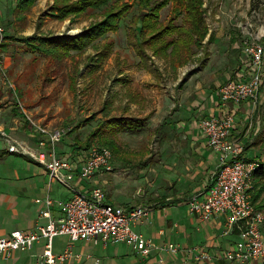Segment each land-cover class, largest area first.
Listing matches in <instances>:
<instances>
[{"label":"rangeland","instance_id":"1","mask_svg":"<svg viewBox=\"0 0 264 264\" xmlns=\"http://www.w3.org/2000/svg\"><path fill=\"white\" fill-rule=\"evenodd\" d=\"M203 1V22L207 31L213 35L212 40L204 39L200 48L193 44L190 52L182 49V56L179 57L181 65L176 71L171 70V58L153 55L148 48H145L146 55L141 57L128 43L132 16L139 11L135 0L116 32L107 33L97 40L95 46L89 45L81 53L71 51L69 56L46 59L39 52L27 47L25 49L22 44L17 43L18 46L12 50L13 55L6 50L0 56V103L11 101L10 97L5 98L7 95L13 96L12 101L16 103L18 95L24 110L19 106L14 107L21 117L12 112H2L0 121L6 122L5 128L10 124L17 127V134L11 137L21 141L32 140L26 136L29 132L34 136L28 118L49 130H65L57 146L63 150L66 145L64 140L74 139L73 150L76 152L69 154L72 159L82 157L81 151L89 138L90 145L98 146H104L103 141L111 140L114 147L108 148L115 164L107 178L111 179L112 174H115L114 192L128 197L131 195L128 191L130 189L134 198L140 196V190L143 194L145 190L150 198L158 195L161 185L153 178L152 168L144 171L145 176L137 177L135 167L138 158L141 162L150 156L154 158L160 153L161 147L164 150L167 148L165 140L160 138L165 129L168 131V127L161 124L166 125L165 120L180 114L181 110L174 109L178 108V104L184 107L185 98L196 96L197 91L214 89L218 93L219 86L226 80L246 77L249 68L244 63L246 56L243 48L247 42H258L264 47V0ZM51 4L52 1L35 20L24 19L18 24L31 27L34 23L36 33L71 36L80 34L90 22L99 20L102 16L89 9L82 17L75 18V22L69 23L68 19L58 20L48 14ZM171 7L172 4H169L160 10V20L163 23L170 16ZM11 18L12 16H0L3 30L10 29ZM3 38L1 35L0 41ZM238 66L241 67L238 73L232 74L234 67ZM261 72L262 85L256 98L246 101L254 108L252 124L249 125L250 121L242 125L240 120L238 122L243 132L250 128V136L256 121L261 128L264 126V56ZM178 83L182 84L180 89L177 87ZM13 87H17L15 92ZM174 104H177L176 107ZM27 107L30 111L37 109L38 112L30 113ZM46 107L50 108L43 110ZM24 115L25 122L22 119ZM126 115L137 118L148 115V118L142 122L138 131H131L124 122H118L112 128L104 126L99 136H91L97 123L103 118ZM88 117L93 119L83 123ZM38 118H42V121ZM0 136L4 138L6 147V137L2 134ZM259 151L264 156V145L259 147ZM62 153L65 151L59 154L63 155ZM122 158L124 161L120 163L117 159ZM97 186L106 193V184ZM263 196L264 192L260 197V202L264 205ZM66 240L68 241L66 236H57L54 238V245H64Z\"/></svg>","mask_w":264,"mask_h":264},{"label":"crops","instance_id":"2","mask_svg":"<svg viewBox=\"0 0 264 264\" xmlns=\"http://www.w3.org/2000/svg\"><path fill=\"white\" fill-rule=\"evenodd\" d=\"M18 1L0 0V16L3 15L7 18L12 16L10 29L3 30L4 38L1 42L4 44V49L0 56L4 52L6 53V50H9L10 55H13L14 51L12 52V50L18 46L17 43L22 44L25 49L28 48L20 41V38L34 32V23L28 27V25L24 26L18 22L24 19L27 21L35 20L52 0H35L34 4L25 11L19 10ZM209 33L205 39L208 38ZM234 46L233 44L232 47ZM181 86L182 84L179 89ZM16 89L17 87H13L14 92ZM6 97H10L11 101L0 103V113L7 111L21 117L14 108L19 106L23 109V103H21L19 96H16V103L12 101L13 96L7 95ZM185 101L184 107H180L178 104V108L174 109L181 110L180 114L165 120L166 125L161 124L168 127V131L166 132L165 129L160 138L165 140L164 145L167 148L164 150L161 147L162 150L160 149V153L154 158L149 155L150 157L142 162L140 158L136 160L137 177L145 176L144 171L152 168L153 178L157 179L161 185L158 195L150 198L144 190L141 197L134 198L132 190L129 189L131 195L122 197L114 192L116 184H114L113 177L115 174H112L111 179L107 178V175L112 172L97 175L90 179L77 178L76 182V185L82 190H87L89 187L97 186V184H106L107 200L114 205L126 208L137 204L152 206V211L148 217L132 224L133 230L151 238L156 246L172 243L177 246L178 250L171 253L166 250L154 249L149 255L140 256L126 243L102 244L100 242L94 243L92 240H78L72 245V252L79 257H69L62 264H239L220 257L222 251L232 249L241 242L239 225H236L229 234L222 235L221 231L225 221L223 215L219 214L207 220H199L188 209L189 199L195 193H203L206 190L213 179L219 162L218 153L207 145L206 139L202 135L199 121L210 115L232 113L235 120L231 138L237 143H242V157L247 160L258 159L263 163L264 156L259 151V147L264 145V126L261 128L256 121L251 136L248 131L250 128H246L243 132L240 128L242 124L247 121H250L249 125L252 124L254 108L248 102L223 104L214 89L197 91L196 96H188ZM176 105L174 104L175 107ZM49 108L46 107L43 110ZM28 111L30 113H33L32 111L38 112L37 109L30 111L29 108ZM22 119L25 122V115ZM38 120L42 121V118H38ZM239 120L241 125L238 124ZM5 123V121H0V132L3 131L10 137L17 134V127L7 124L9 127L5 128ZM26 136L32 140L30 142L24 141L29 146L38 149L37 140L40 136L32 137L30 132ZM3 140L4 138L0 136V236L8 234L14 229H34L38 224L45 222V219L39 217L42 204L36 203L35 198H43L47 195L52 198V214L56 217L59 216V203L70 195L60 184L49 180L45 166L28 156L9 153ZM73 140L65 139V147L61 150L56 146L57 152L60 154L61 151H65L62 154L76 152L73 150L75 144V140ZM117 160L122 163L124 158ZM112 164H115L113 154ZM119 165L121 166L118 163ZM120 168L123 169L122 166ZM262 212L264 213V209ZM54 238L51 249L54 253H61L68 241L66 240L64 245L56 247ZM197 246H203L206 252L212 256L211 259L196 260L195 251L188 252V249ZM42 251L43 242H38L30 250L15 251L8 260L0 257V264H35L37 255ZM244 264L262 263L249 261Z\"/></svg>","mask_w":264,"mask_h":264},{"label":"built area","instance_id":"3","mask_svg":"<svg viewBox=\"0 0 264 264\" xmlns=\"http://www.w3.org/2000/svg\"><path fill=\"white\" fill-rule=\"evenodd\" d=\"M3 28L0 26V39ZM246 77L230 79L218 88L219 100L240 104L253 101L261 87V66L264 56L262 44L254 41L244 45ZM33 135H39L38 149L26 142L16 140L4 132L6 150L9 153L25 155L45 166L50 181H54L70 193L59 203V216H53V200L48 195L35 198L42 204L39 217L45 222L34 229H14L0 236V257L8 260L15 251L30 250L34 244L43 242V251L37 255L35 264H62L69 257H79L72 252V243L78 240H92L94 243H126L140 256L149 255L154 249L175 253L178 248L172 243L156 246L151 238L133 230L132 224L149 216L152 206L137 204L122 207L109 202L101 187L80 189L77 178L90 179L113 171L112 152L106 146L91 144L81 151L80 159H72L69 154L60 155L56 146L65 130H49L38 122L27 119ZM234 115H210L199 121V128L207 145L219 155V162L212 181L203 193H195L188 201V209L199 220H207L215 215L225 217L222 235L229 234L239 225L241 242L234 248L224 250L220 257L239 264L258 261L264 264V233L261 229L264 213L251 203L252 177L260 167L258 159L242 157L243 145L231 138ZM201 196V197H199ZM66 235L68 242L61 253L51 249L52 239ZM195 251L196 260L211 259L203 246L188 249Z\"/></svg>","mask_w":264,"mask_h":264},{"label":"trees","instance_id":"4","mask_svg":"<svg viewBox=\"0 0 264 264\" xmlns=\"http://www.w3.org/2000/svg\"><path fill=\"white\" fill-rule=\"evenodd\" d=\"M35 0H19L17 7L21 11L30 8ZM133 1V0H132ZM130 0H52L48 14L58 20L68 19L69 23L75 22V18L82 17L89 9L101 13L99 20L90 22L82 29L81 33L71 36H50L41 33L20 38V41L32 51L39 52L46 59L62 58L69 56L71 51L83 52L89 45L95 46L97 40L109 32H116L120 21L132 7ZM139 9L138 14L132 16V24L129 25L128 43L138 51L141 57L146 55L145 48L151 50L153 55L171 58V70L181 65L179 57L182 49L190 52L192 45L200 48L208 31L204 26L203 0H135ZM172 4L171 14L166 20H160V10ZM102 9L101 11H98ZM92 14V13H90ZM179 19V22L177 20ZM38 26V25H37ZM37 28V27H36ZM213 35L209 33L207 40H212ZM202 47V46H201ZM4 44L0 41V53ZM241 67H236L233 74L238 73ZM181 83L177 84L179 88ZM262 85V82H261ZM264 106V103H263ZM264 111V108H263ZM148 118L134 116H112L103 118L97 123L96 129L91 136H99L104 126L114 127L118 122H124L131 131H138L142 122ZM92 118H86L83 123ZM85 148L89 147L90 138ZM106 147H114L111 140L103 141ZM251 203L258 209L263 210L264 205L260 202L261 194L264 192V163L256 168L252 177ZM264 199V196H263ZM264 233V219L261 227Z\"/></svg>","mask_w":264,"mask_h":264},{"label":"water","instance_id":"5","mask_svg":"<svg viewBox=\"0 0 264 264\" xmlns=\"http://www.w3.org/2000/svg\"><path fill=\"white\" fill-rule=\"evenodd\" d=\"M142 194H143V192L140 190V192L138 193V195H140V196H141Z\"/></svg>","mask_w":264,"mask_h":264}]
</instances>
